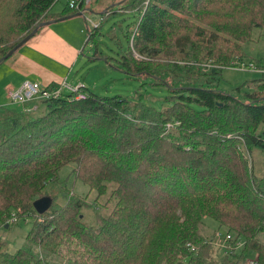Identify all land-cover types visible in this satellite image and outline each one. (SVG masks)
<instances>
[{
	"label": "trees",
	"instance_id": "trees-1",
	"mask_svg": "<svg viewBox=\"0 0 264 264\" xmlns=\"http://www.w3.org/2000/svg\"><path fill=\"white\" fill-rule=\"evenodd\" d=\"M55 1L0 0L9 20L0 57L40 23L77 12L66 4L51 12ZM141 1L121 5L138 15L113 66L165 87L164 105L83 87L84 99L45 101L42 113L0 107V220L33 219L29 246L0 251V264H55L49 255L79 264H264V167L256 176L252 166L254 150H264V74L233 88L240 96L218 86L225 67L264 64V0ZM91 47L89 57L101 56L94 39ZM65 164L97 197L111 184L113 205L95 213V225L82 222L85 198L66 187L43 213L32 208ZM205 216L231 236L216 257Z\"/></svg>",
	"mask_w": 264,
	"mask_h": 264
},
{
	"label": "rangeland",
	"instance_id": "rangeland-1",
	"mask_svg": "<svg viewBox=\"0 0 264 264\" xmlns=\"http://www.w3.org/2000/svg\"><path fill=\"white\" fill-rule=\"evenodd\" d=\"M65 1L66 0H56L51 6L50 11L52 12L62 8ZM94 1L95 0L91 1L85 7L86 10L83 12L84 20L82 16H80V20L83 22L82 31L86 36L91 29V21L85 16L94 15L93 18H96L95 20L99 22L102 19L103 13L105 11L104 8L101 10V12H89L88 9L91 6H94ZM141 3L142 5H145L142 1ZM120 6L121 4H115L112 6L113 9L110 11L106 19L101 22V25L95 30L91 39L85 42L82 51L79 52L77 56H75L74 60L68 66V77L73 79L75 82L77 80L82 81L85 88L90 89L97 94H119L126 96L131 102H141L145 105L159 108L165 104L163 100V97L167 94L165 87L151 85L148 83L150 78L139 75H128L119 71L113 66L117 65V59L120 55L119 52L126 49V40L123 34L126 30L133 28L138 15L137 10L134 7L123 8L121 6V8ZM7 21L9 20L6 16L0 18V34H4L5 32H3V30H7L5 25ZM7 34L12 33L7 31ZM256 37L257 35L254 34L253 38L256 39ZM93 39L97 41V49L101 52V56L93 55V57H89L93 52V49H91V41ZM253 43L257 44L259 41L251 42V44ZM251 49H253V46H251ZM9 62V60H6L0 64L1 104H5V100L7 99L5 91L10 87L9 85L17 87L15 84L9 82L8 79ZM207 66V64L203 65L205 68ZM259 75L260 73L257 71L225 67L220 71V80L218 86L233 95L240 96L243 90L236 92L233 88L240 85L244 80L257 78ZM76 83L75 85L81 84V82H78L77 84ZM45 107V101L40 99H29L24 103H11L8 101L6 104L7 109H26L34 113L44 112ZM252 166L254 175H261L264 167V150H254ZM71 167V165L65 164L58 170V181L52 186L46 185L44 187V191L47 193L45 194L49 196L52 194H58L60 187H66L70 189L73 194L84 197L86 205H83L80 208L82 222L86 225H95V213H99L102 217L106 216L113 205L112 201L107 199L108 190L110 189L111 184H108L107 191L104 194L97 197L94 191H90L87 185L74 176L73 172L70 171ZM68 193L70 194L71 192ZM55 200L60 202L58 197H56ZM31 219L32 218L30 217H18L11 213L8 217L6 216L4 222L0 220V251L13 252L20 247L29 246L28 242L26 241V234L31 227L33 220ZM203 220L207 233H210L211 230H214V233L217 232L221 235L219 239H214L215 242L219 243L225 234L224 227H219L217 222L208 216H205ZM242 242L243 240L241 238L236 241L238 244L235 252H238V248ZM30 248L33 250L35 249L33 246H30ZM221 251H223L222 247L217 249L213 246L212 255L216 257L221 253ZM47 258L55 264H79L68 261L61 256L49 255ZM245 259L246 258H244L240 264H246Z\"/></svg>",
	"mask_w": 264,
	"mask_h": 264
},
{
	"label": "crops",
	"instance_id": "crops-1",
	"mask_svg": "<svg viewBox=\"0 0 264 264\" xmlns=\"http://www.w3.org/2000/svg\"><path fill=\"white\" fill-rule=\"evenodd\" d=\"M123 1L95 0L93 2L94 6L89 7L88 11L97 13L108 6L113 9L112 6L115 4L122 5ZM62 8L52 12L58 13ZM85 17L91 21V27L98 25L99 22L95 20L96 18H93L94 15H86ZM82 26L83 22L80 20V16L70 17L41 26L35 34L2 61H10L8 64L9 82L15 84L17 87L24 79L36 80L46 85H55L62 81L71 85L81 82L83 86L82 81L77 80L75 82L67 74L68 66L75 56L82 51L87 39V36L82 31ZM90 31L91 29L89 33ZM9 86V88L14 87ZM83 87L85 89V86ZM7 103L8 100L6 99L5 104L0 103V106H6Z\"/></svg>",
	"mask_w": 264,
	"mask_h": 264
},
{
	"label": "built area",
	"instance_id": "built-area-1",
	"mask_svg": "<svg viewBox=\"0 0 264 264\" xmlns=\"http://www.w3.org/2000/svg\"><path fill=\"white\" fill-rule=\"evenodd\" d=\"M91 1L93 0H66L65 4L68 9L77 10V12L83 13L86 10L85 7ZM147 1L148 0H142L144 4H146ZM92 28L93 27H91V29ZM235 68L241 70L257 71L264 74V64L257 65L254 62H239L235 63ZM5 95L8 101L11 103H24L29 99L51 101L63 96H69L72 99L78 100L84 99L86 97V93L83 91L82 84L71 85L69 83H66L65 81H62L55 85H46L36 80L27 79L22 80L18 87L7 88L5 91ZM220 237L221 235L219 233H213L210 242L214 247H222L223 252H225V250H228L231 247L230 245L226 244L231 236L230 234L225 233L219 243L214 241L215 238L219 239ZM190 250H192V247H190ZM246 264H256L255 258L247 259Z\"/></svg>",
	"mask_w": 264,
	"mask_h": 264
},
{
	"label": "water",
	"instance_id": "water-1",
	"mask_svg": "<svg viewBox=\"0 0 264 264\" xmlns=\"http://www.w3.org/2000/svg\"><path fill=\"white\" fill-rule=\"evenodd\" d=\"M82 12H75L74 14L64 15L58 18H53L48 21L42 22L39 25H48L50 23L61 21L64 19H68L73 16H82ZM34 31L27 34L24 38H22L18 43H16L12 48H10L3 56L0 57V63L6 59L9 55H11L18 47H20L27 39H29L33 35ZM51 204V198L48 195H42L32 201V208L37 214H41L46 211ZM6 226V225H4Z\"/></svg>",
	"mask_w": 264,
	"mask_h": 264
}]
</instances>
